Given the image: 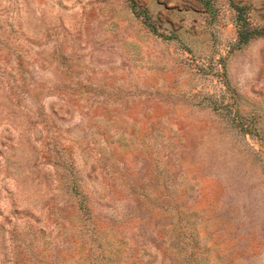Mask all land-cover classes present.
I'll return each mask as SVG.
<instances>
[{"label": "rangeland", "instance_id": "obj_1", "mask_svg": "<svg viewBox=\"0 0 264 264\" xmlns=\"http://www.w3.org/2000/svg\"><path fill=\"white\" fill-rule=\"evenodd\" d=\"M234 4L264 29V0H0V264H264Z\"/></svg>", "mask_w": 264, "mask_h": 264}, {"label": "trees", "instance_id": "obj_2", "mask_svg": "<svg viewBox=\"0 0 264 264\" xmlns=\"http://www.w3.org/2000/svg\"><path fill=\"white\" fill-rule=\"evenodd\" d=\"M234 6L237 11V42L238 44H245L252 38L258 35H262L264 33V29L251 27L247 23V20L242 13L241 6L237 4L236 5L234 4Z\"/></svg>", "mask_w": 264, "mask_h": 264}]
</instances>
